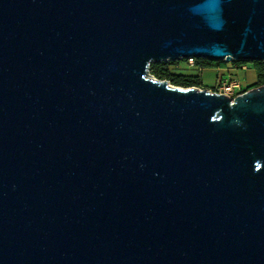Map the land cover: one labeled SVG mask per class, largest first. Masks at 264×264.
I'll return each mask as SVG.
<instances>
[{
  "label": "water",
  "instance_id": "water-1",
  "mask_svg": "<svg viewBox=\"0 0 264 264\" xmlns=\"http://www.w3.org/2000/svg\"><path fill=\"white\" fill-rule=\"evenodd\" d=\"M264 0H0V264H264Z\"/></svg>",
  "mask_w": 264,
  "mask_h": 264
},
{
  "label": "rangeland",
  "instance_id": "rangeland-1",
  "mask_svg": "<svg viewBox=\"0 0 264 264\" xmlns=\"http://www.w3.org/2000/svg\"><path fill=\"white\" fill-rule=\"evenodd\" d=\"M173 63V65L169 66V70L172 74L198 77L203 88H213L219 80L236 81L244 90L252 88L256 83V75L254 76L255 71L250 62H245L240 66L234 64V62H224L227 71L222 74L216 73L213 68L200 70L197 66H189L184 60ZM237 70L244 72L243 78L235 75V71Z\"/></svg>",
  "mask_w": 264,
  "mask_h": 264
},
{
  "label": "trees",
  "instance_id": "trees-1",
  "mask_svg": "<svg viewBox=\"0 0 264 264\" xmlns=\"http://www.w3.org/2000/svg\"><path fill=\"white\" fill-rule=\"evenodd\" d=\"M245 62H234V64L240 66ZM173 62H161L153 63L149 67L150 75L160 81H167L169 84L175 87L181 88H203L198 77L182 76L172 74L169 70V66L173 65ZM256 75V83L253 87L264 86V63L253 62L251 63ZM224 65V62H214L211 60L198 59L196 60V66L199 69L215 68Z\"/></svg>",
  "mask_w": 264,
  "mask_h": 264
},
{
  "label": "built area",
  "instance_id": "built-area-1",
  "mask_svg": "<svg viewBox=\"0 0 264 264\" xmlns=\"http://www.w3.org/2000/svg\"><path fill=\"white\" fill-rule=\"evenodd\" d=\"M189 66H196V59L190 58L185 60ZM202 70V69H200ZM203 89V88H200ZM211 93L221 94L227 96L230 99H234L237 96L246 92L242 89L238 82L229 80H219L213 88H205Z\"/></svg>",
  "mask_w": 264,
  "mask_h": 264
},
{
  "label": "crops",
  "instance_id": "crops-1",
  "mask_svg": "<svg viewBox=\"0 0 264 264\" xmlns=\"http://www.w3.org/2000/svg\"><path fill=\"white\" fill-rule=\"evenodd\" d=\"M213 69L216 71V73H220V74H222L223 72L227 71V67L225 65H222V66H219V67H215ZM235 75L240 77V78H243L244 77V72L241 71V70H237V71H235ZM254 76H255V74H254Z\"/></svg>",
  "mask_w": 264,
  "mask_h": 264
}]
</instances>
